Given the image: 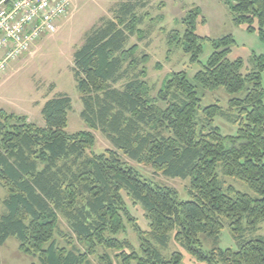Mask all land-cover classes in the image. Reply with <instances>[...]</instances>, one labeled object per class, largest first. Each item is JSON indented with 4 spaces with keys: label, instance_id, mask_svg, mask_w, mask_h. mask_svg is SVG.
<instances>
[{
    "label": "trees",
    "instance_id": "1",
    "mask_svg": "<svg viewBox=\"0 0 264 264\" xmlns=\"http://www.w3.org/2000/svg\"><path fill=\"white\" fill-rule=\"evenodd\" d=\"M154 1L118 0L113 17L101 18L74 55L81 117L114 149L90 154L94 134L67 131L73 101L66 94L46 102L44 126L0 110V185L6 191L0 248L15 238L21 252L41 264H89L101 247L119 252L122 264H182V254L168 259L161 252L175 233L174 241L198 264H264V239L244 240L247 231L257 232L264 222V56L254 55L255 68L245 71L242 59L229 58L235 38L200 36L198 26L205 18L193 8L181 21L184 32L170 34L169 53L178 47L191 63H199L203 42L212 43L214 51L194 81L206 91L224 89L231 96L238 130L222 134L215 124L222 108L214 104L202 109L197 86L186 72L172 73L165 81L159 100L167 107L162 108L151 97L149 57H138V46L129 47L132 37H144L140 26L149 14L141 17L139 12ZM226 2L234 23L264 41V0ZM121 154L168 178L190 180V199L183 201L175 189L147 180ZM220 173L243 182L252 194L225 187ZM123 192L144 209L148 231L130 216ZM61 216L86 252L56 245ZM125 219L140 239L142 256L116 236L126 231ZM226 223L239 249L205 251L201 235L218 242ZM100 262L113 264L108 254Z\"/></svg>",
    "mask_w": 264,
    "mask_h": 264
},
{
    "label": "rangeland",
    "instance_id": "2",
    "mask_svg": "<svg viewBox=\"0 0 264 264\" xmlns=\"http://www.w3.org/2000/svg\"><path fill=\"white\" fill-rule=\"evenodd\" d=\"M72 10L70 15L61 20L59 31L37 42L32 49L21 58L11 62L8 71L0 78V110L17 115H24L32 123L44 126L42 115L46 102L58 94H66L73 101V110L69 115L67 131L70 134L91 131L96 138V144L90 154H101L109 149H114L112 142L99 131L91 130L82 119L83 104L77 89L74 77V55L84 44L87 34L99 24L101 18H112V9L118 0H70ZM163 3V7H159ZM193 8H199L205 23L198 26V34L210 40H219L227 36H233L236 44L232 47L231 60L242 59L245 64V71H252L255 68L253 56H264V41L259 34H251L245 25L237 26L227 6L226 0H156L146 10L139 12L141 17L147 13L149 17L143 19L140 28L144 37L139 39L134 36L130 39L129 47L138 46V57L148 56L146 65L148 74L147 81L151 87V97L155 99L162 108L167 104L159 100V93L165 81L172 73L186 72L189 79L197 86V92L202 99V109L218 104L223 110V116L217 117L215 124L222 131L224 136L235 135L238 126L235 120L238 119V112L231 111L229 101L231 96L224 89L215 92L206 91L198 86L195 75L202 69L214 48L209 40L203 42V53L199 63H191L190 56L180 48H173L172 53L169 47V37L174 31L184 32L182 19ZM170 50V51H169ZM263 85H264V73ZM237 97H244L243 94ZM199 123L205 125L204 114L200 111ZM122 155V154H121ZM123 161L147 180L164 187L175 189L181 200L190 199V180L173 179L166 177L162 172L155 170L147 164L134 162L124 155ZM225 187L233 186L236 190L252 194L249 187L241 181L227 178L220 173ZM123 199L137 225L144 231L149 230V222L141 205L123 192ZM6 191L0 185V217L6 212L3 201ZM126 222V231L120 232L119 240L129 241L133 250L142 256L141 242L134 230V226ZM175 233L171 234L172 240L167 249H161L165 258H171L174 253L183 255L182 264H198L188 250L174 241ZM264 239V222L259 225L257 232L247 231L244 240ZM204 243V250L210 251L213 248L238 250L239 246L233 238L229 224L219 236L218 242L206 235H201ZM56 245L68 250L86 252V246L79 243L72 234L66 219L60 217V228L56 234ZM130 254V250L126 251ZM108 254L113 264H122L117 256L119 252L98 248L97 254L90 257L89 264H101L100 258ZM0 264H41L35 257H30L20 250V244L15 238L8 240L5 246L0 248ZM131 264H138L133 261Z\"/></svg>",
    "mask_w": 264,
    "mask_h": 264
},
{
    "label": "built area",
    "instance_id": "3",
    "mask_svg": "<svg viewBox=\"0 0 264 264\" xmlns=\"http://www.w3.org/2000/svg\"><path fill=\"white\" fill-rule=\"evenodd\" d=\"M72 10L70 0H3L0 3V78L12 61L55 35Z\"/></svg>",
    "mask_w": 264,
    "mask_h": 264
}]
</instances>
